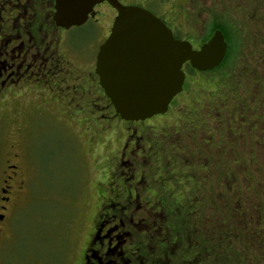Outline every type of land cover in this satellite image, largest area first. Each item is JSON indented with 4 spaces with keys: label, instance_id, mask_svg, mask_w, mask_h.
<instances>
[{
    "label": "rangeland",
    "instance_id": "obj_1",
    "mask_svg": "<svg viewBox=\"0 0 264 264\" xmlns=\"http://www.w3.org/2000/svg\"><path fill=\"white\" fill-rule=\"evenodd\" d=\"M145 2L160 13L172 6L170 0ZM178 3L190 9L189 19L195 20L189 23L201 35H213L211 25L217 22L239 42H229L221 69L189 75L185 93L173 100L169 113L146 123L153 126L149 137L156 144L149 154L158 173L153 185L173 175L175 183L162 190L179 212L182 189H190L191 201L204 195L203 234L211 248L223 251L220 259L212 257L215 263L264 264V0ZM86 29L71 37L85 38ZM71 43L80 48L86 42ZM71 57L86 71L96 60L90 53ZM86 93L75 82L55 93L18 92L0 106V179L4 158L14 150L23 160L25 181L2 224V264L85 262L100 214L117 187L114 174L119 175L130 129H146L111 115ZM157 125L173 126L159 130ZM137 161L134 155L128 160ZM181 170L189 175L183 177ZM194 186L200 187L196 193Z\"/></svg>",
    "mask_w": 264,
    "mask_h": 264
},
{
    "label": "flooded vegetation",
    "instance_id": "obj_2",
    "mask_svg": "<svg viewBox=\"0 0 264 264\" xmlns=\"http://www.w3.org/2000/svg\"><path fill=\"white\" fill-rule=\"evenodd\" d=\"M118 1L123 6H138L150 11L172 31L175 39L191 43L194 50H199L203 44L209 42L217 31L222 32L228 45L224 61L230 55L229 42H239V39L234 41L222 30H216L209 38H207V34L201 35L189 23V20L193 21L194 19L193 17L189 19L191 12L188 10L190 9L184 4L180 5L178 0H170L172 6L166 13H160L154 6L145 4L146 0ZM55 7L56 0H0V106L18 92L55 93L64 85L72 86L78 82L79 88L90 95L91 102L99 106L104 104L103 108L111 115L116 114L113 104L100 86L99 76L96 73V62L100 47L112 33L118 11L108 2H103L94 7L93 12L83 25L66 28L58 25L55 21ZM193 9L198 10V8ZM85 28H87L85 38L76 40L71 37L74 30ZM71 42L86 43L77 48ZM256 42L261 41L257 38ZM86 53L92 54V57L95 55L96 59L94 66L91 65L88 71L84 66L78 65L71 59V55L83 57ZM184 71L186 81L181 94L185 93L186 84L190 78L187 64L184 65ZM197 72L199 71H196V74ZM67 109L71 111L70 108ZM72 113L77 115L74 110ZM59 116L61 117L60 114ZM85 117L87 121V116L85 115ZM152 119L144 122H128L131 124L142 123L146 129L142 131L135 128L130 129L133 130V135L129 136L130 140L123 148L118 163L119 175L115 176L114 174L117 187L112 190L113 195L108 198L99 219L105 218L112 206L121 205L119 207L121 210L130 199L144 211H149L156 203L160 202L159 188L157 185H153V178H156L158 173L151 166H147L148 168L145 166L153 163V156L149 154L154 153L156 149V144L149 137V130L153 126L146 127V123ZM104 125L101 122L99 126L103 127ZM172 126L157 125L155 127L164 130ZM13 149L16 148L13 147ZM12 151L13 154L9 158H4L3 176L0 179V264H2L1 253L5 249L2 241L5 229L2 224L6 220L8 210L13 202L20 199L25 183L21 166L23 160L18 153L15 154L14 150ZM132 155L140 162L129 164L128 160L132 158ZM159 176H162L161 173ZM164 179L167 178L164 177ZM142 191L143 193H141ZM98 222L92 239L97 232ZM116 239H120V237L112 238V240Z\"/></svg>",
    "mask_w": 264,
    "mask_h": 264
},
{
    "label": "water",
    "instance_id": "obj_3",
    "mask_svg": "<svg viewBox=\"0 0 264 264\" xmlns=\"http://www.w3.org/2000/svg\"><path fill=\"white\" fill-rule=\"evenodd\" d=\"M108 2L117 11L112 33L100 47L96 73L100 86L126 122H144L169 111L182 93L184 65L209 72L224 61L228 45L217 31L194 50L175 39L172 31L150 11L123 6L118 0H56L55 21L66 28L83 25L94 7Z\"/></svg>",
    "mask_w": 264,
    "mask_h": 264
},
{
    "label": "trees",
    "instance_id": "obj_4",
    "mask_svg": "<svg viewBox=\"0 0 264 264\" xmlns=\"http://www.w3.org/2000/svg\"><path fill=\"white\" fill-rule=\"evenodd\" d=\"M211 26L212 32L222 30L227 34L223 25L215 22ZM211 35L209 33L207 38ZM226 60L218 68L209 72L221 69L227 63ZM187 70L190 75H196V71L188 64ZM164 161L165 159L161 163L163 170L165 169ZM152 164L145 166L152 167ZM163 170L161 174H163ZM180 172L183 173V177L189 175L183 170ZM164 177L167 178L166 182L157 186L161 200L149 211L139 208L130 199L121 210H119L121 205L112 206L105 218L99 219L95 237L87 247L84 264L221 263L220 261L215 263L212 257L218 256L220 259L219 255L220 253L223 255V251L218 252L219 248L217 247L211 248L206 240L207 235L203 234L207 220V216H205L206 198L197 193L191 201L187 198L190 189H188L189 191L182 189L180 194L182 199L180 200L183 202L180 204L181 212H179L173 206L177 203L166 200L168 195L163 194L162 190V187L168 184L167 182L175 183L174 177L169 174H165ZM193 183L196 185V182ZM174 188L181 189L180 186ZM199 188L194 186L192 192L196 193ZM199 197L205 200L198 199ZM116 236H119L120 239L112 240Z\"/></svg>",
    "mask_w": 264,
    "mask_h": 264
}]
</instances>
